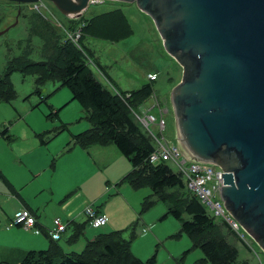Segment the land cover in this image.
Listing matches in <instances>:
<instances>
[{
	"label": "rangeland",
	"instance_id": "rangeland-1",
	"mask_svg": "<svg viewBox=\"0 0 264 264\" xmlns=\"http://www.w3.org/2000/svg\"><path fill=\"white\" fill-rule=\"evenodd\" d=\"M117 8L123 9L124 14L132 25L133 34L117 43H112L111 40L104 41L87 38L84 41L87 51L94 61L99 62L106 70L114 81L116 88L123 92H131L140 89L144 84L150 83L151 81L148 79V74L150 73L158 75V79L152 83L153 89L160 103L169 109V113L165 117L167 129L163 131V136L169 142L176 144L178 143L177 127L171 103V93L182 79V68L166 51L155 21L149 14L141 11L136 4L93 1L84 15L86 18H91ZM19 10H21L20 15H18ZM34 11H39L48 22L62 31H68L79 21V18L62 15L48 1H43L37 5H18L13 2L0 0V74L4 70L8 58L26 54L30 60L38 62L44 60L47 56L48 52L43 46V36L37 34V26L39 29V25L37 21L33 20ZM17 17L18 22L16 23ZM6 29L8 30L6 31ZM77 32L68 33L75 34ZM103 34L107 37H116L114 33L106 32ZM48 40H51L49 36ZM93 70L96 76L105 83L106 80L103 74L95 67H93ZM10 80L16 91V97L12 102L0 103V127H7L8 134L12 135L14 140L6 145V151L11 162L0 163V171L8 180L11 181L6 174L10 175L11 178H16L17 181L23 184L24 194L34 197L38 205H40L39 215L52 217V220H54V216L60 214L71 203L69 209L76 207L77 192L70 193L63 201H61L60 195L64 191V187L70 185L71 181L78 177L80 169L70 165L69 162L64 160L65 155H61L57 164L56 174L49 167H46L42 173L36 176L31 172L28 158L31 156L45 157L59 150L64 151L65 147L68 151V143L71 140V136L86 131L90 128V124L85 119V113L80 104L72 101L70 90L67 87H63L61 83L57 81L47 82L41 87V95H38L36 93L35 75L14 72ZM151 104L152 100L150 98L144 104V107H150ZM138 113L143 116V108ZM152 114L159 117V113L156 110ZM152 129L156 135L162 136L160 130L155 129V127H152ZM41 139L43 141L46 140V142L49 141V143L43 145L41 144ZM0 141L6 143L1 138ZM97 147L110 151L109 154H104L105 158L113 159L112 152H115V156L118 159H114V161L117 162L119 160L118 163L114 164L117 169H120L122 164H125L131 170L132 166L128 159L114 145L106 146V148ZM58 156L56 157L57 159ZM92 156L95 159V156ZM97 162L100 166L99 170L103 174L109 172L104 163L98 160ZM170 166L174 171H177L173 164H170ZM94 171L96 169L90 170L89 173ZM98 177L100 178V176ZM183 181L187 189L185 178H183ZM117 183L112 181L109 183L108 193L106 192L105 195L106 199L101 202V206H106L112 214L119 215L122 218H118L119 221L127 220L131 207L135 208L134 219L119 225L120 227L116 231H124L123 236L126 240L133 239L131 242L132 252L137 258L146 261L157 251V264H196L195 261L201 258L197 256H204L202 250L193 248L192 244L187 248L184 247L185 244L192 243L187 235L181 234L178 237H174V235L179 233L181 223L173 216H168L169 218L162 220L166 213V207H168L167 204L156 203L149 210L142 212L144 199L152 194L150 188L133 190L127 184L117 188L115 187ZM43 187L46 188L45 191H42ZM49 189H54V198L47 193V191H50ZM122 191H124L122 194H125L124 200L128 208L121 206L119 197H121ZM0 194L10 195L1 181ZM109 199L112 200L107 202ZM2 205L6 209L4 208L3 211L0 207V218L6 219V216L11 214V217L14 218L16 212H11V209L4 204V201H2ZM86 208L83 210L84 217H86ZM208 214L214 217L210 211H208ZM42 217L41 219H44ZM189 218V216H185V219ZM215 221L222 223L218 218H215ZM134 224H136V227H132ZM21 229L15 227L14 230H6L5 227H1L0 219V261H3L5 256L3 254L5 250L1 246L19 245L24 238H29L31 241L33 238L42 241L45 243L42 249L48 248L49 241L44 235L34 237L33 232L37 229L29 230L32 232L30 234L26 233L27 230ZM87 229H93V227L88 223L85 234L81 236L77 244L72 246L67 243L68 235H64L65 237L61 241L65 248L64 250L66 252L83 250L87 242ZM103 229H105L104 226L93 231L98 232V234L107 233ZM225 230L227 240L239 250L240 261L249 262L250 264H261L260 262L264 264L263 250L249 235H247L246 245L234 232H230L229 228L226 227ZM33 249H36L35 244L29 250ZM187 250H189V253L181 260L182 255L180 254L185 253ZM167 251L178 255L172 261H169L166 258ZM24 257L25 255H23L21 261ZM8 259L13 260L12 258Z\"/></svg>",
	"mask_w": 264,
	"mask_h": 264
},
{
	"label": "water",
	"instance_id": "water-1",
	"mask_svg": "<svg viewBox=\"0 0 264 264\" xmlns=\"http://www.w3.org/2000/svg\"><path fill=\"white\" fill-rule=\"evenodd\" d=\"M5 1H48L75 18L93 1L149 14L183 71L171 93L178 141L222 169L226 209L264 252V0Z\"/></svg>",
	"mask_w": 264,
	"mask_h": 264
},
{
	"label": "trees",
	"instance_id": "trees-1",
	"mask_svg": "<svg viewBox=\"0 0 264 264\" xmlns=\"http://www.w3.org/2000/svg\"><path fill=\"white\" fill-rule=\"evenodd\" d=\"M33 20L39 25L37 34L43 36V46L48 54L44 60L38 62L30 60L26 54L7 59L5 68L0 74V103L12 102L16 97V91L10 80L14 72L35 75L38 95H41V87L47 82L61 83L70 90L72 101L80 104L85 119L90 124L89 129L72 136L68 150L75 146L89 149L93 146L114 145L132 166L130 172L115 186L127 184L133 190L150 188L152 194L144 199L142 212L149 210L156 203L167 204V212L163 219L173 216L181 223L180 231L174 237L187 235L193 248L201 249L204 254V258L198 260L196 264H250L239 260V250L227 240L225 228H229L233 233L231 228L223 221L217 223L215 218L208 214L209 210L189 188L186 189L182 175L174 171L167 162L158 164L150 162L155 144L151 136L140 126L133 111L138 112L152 97L153 85L145 84L131 92L121 91L116 88L106 70L99 62L94 61L87 51L84 41L88 37L119 42L133 34L132 25L124 12L117 9L91 18L83 15L68 31L53 26L39 11H34ZM77 31L80 37L74 42L68 32ZM106 32L114 33L116 37H107L103 34ZM93 67L103 74L107 82H102L96 76ZM0 138L8 142L14 140L13 136L8 134L7 127H0ZM0 178L8 190L13 191L10 183H7L1 173ZM185 216L190 218L185 219ZM36 221L35 226L38 227V220ZM88 223V220L86 223L68 222L67 229L68 226L72 229L68 234L67 243L71 246L77 244L85 234ZM136 224L132 227H136ZM66 232L67 230L62 236L67 235ZM35 233L40 234L41 231L37 229ZM123 234L122 230L100 233L95 238L87 240L84 249L79 252L64 250L61 241L65 236L54 240L50 234H47L48 248L27 252L20 264L158 263L157 251L146 261L137 258L132 252L133 237L132 240H126ZM188 253L189 250L183 254L181 260ZM0 264L7 263L0 262Z\"/></svg>",
	"mask_w": 264,
	"mask_h": 264
},
{
	"label": "crops",
	"instance_id": "crops-1",
	"mask_svg": "<svg viewBox=\"0 0 264 264\" xmlns=\"http://www.w3.org/2000/svg\"><path fill=\"white\" fill-rule=\"evenodd\" d=\"M90 5H91V3H90ZM90 5L88 6V8L90 7ZM117 9H121V8H117ZM117 9H114V10H117ZM114 10H112V11H114ZM121 10L123 11V9H121ZM112 11H109V12H112ZM109 12H106V13H109ZM106 13H102V14H106ZM102 14H99V15H102ZM99 15H96V16H99ZM88 38H90V37H88ZM94 39H96V38H94ZM98 40H100V39H98ZM112 43H117V42H112ZM153 82H155V81H153ZM153 82H150L147 84H152ZM73 135H78V134H73ZM72 136H71V140H72ZM13 139H14V137H13ZM1 140H4V139L1 138ZM4 142H6V143H3L2 141H0V163H2V164L6 163V162H11V159H10V157H8V154L6 151V145H7V143H11L12 141L8 142V141L4 140ZM48 143H49V141L46 142V140L43 141L41 139V144L46 145ZM99 147L100 148H106V147H101V146H99ZM109 153H110V151H106V149H99L97 146L90 147L89 149H84L80 146H75L71 150H68V151L66 150V147H65L64 151L59 150L58 152L53 153V154L50 153V155H46L45 157H42V156L32 157L31 156L30 158H28V163L31 167V172L33 174H35L36 176H37V174L39 175V173H42L46 167H49L56 174L57 168H58L57 164L59 163V159H60L61 155H65L64 160L69 162L70 165H72L74 167H78L80 169V174L78 175V177L74 178L71 181L70 185H66L64 187V191L60 195V199H61V201H63V199H66V197L70 193L77 192L78 193V199H76V201H77L75 204L76 207L69 209V207L72 204L71 203L69 206H67L65 209H63V211H61L60 214H57L56 216H54L55 217L54 220L57 218H60L66 224L68 222H72V221L79 222V223H86L87 218L84 217L83 210L87 206L88 207L91 206V207L95 208L96 211H98L99 213L107 215L108 222L104 226L105 229H103V231H107V233H109V232L116 231L120 227L119 225H122L124 222L128 223V222L132 221V219H134L135 208L133 206L131 207L130 212H128V218L125 221H123V220L119 221L118 218L122 219L119 215L112 214L108 207L101 206V202L106 199L105 195H106V192L108 193L109 183L111 181L116 182V183L120 182V180L130 172V168H128L127 165H125V164H122L120 169H117L115 167L116 165H114V164L118 163L119 160H117V162H115L114 159H118V157L115 156V152H112V154L114 156L113 159L112 158H105L104 154H109ZM92 155L95 156V159L93 158ZM51 156H52V159H51ZM57 156H58V159L56 158ZM96 159L98 161H100L101 163H104V165H106V167L109 169L108 173L105 172V174H103V172H101L99 170L100 166L98 165V162ZM52 161L55 162L54 166H53ZM93 169H96V171H94L93 173H89V171L93 170ZM0 173L3 176V178L7 181V183H10V185L13 188V191L8 190V188L4 184L3 180L0 178V181L7 188L8 194H10V195L0 194V207H1V209L3 211H4V208L6 209V207H4V205H2V201H4V204L8 208L11 209V212L15 213L19 210L26 209L30 214H32L38 220L39 225H38V227H36V229H39L41 231V234H36L35 232H33L34 237H40L41 235H44V237L47 238L46 235L49 234L50 231L55 228L54 220H52V217H48V216L41 215V214L39 215V211L41 209L40 205H38V203L36 202L37 200L34 199V197L27 196L24 194L23 184L21 182L17 181L16 178H11L10 175L5 173L7 175V177L11 179V181L13 182L12 183L10 180H8L5 177V175L1 171H0ZM98 176H100V178ZM115 187L118 188V186H115ZM45 190H46V188L43 187L42 191H45ZM49 190L50 191H47V193L49 195H51V197L54 198V195H55L54 189H49ZM67 192H68V194H66ZM122 193H124V191L121 192V197H119L121 200V206H123L124 208H128L127 203L124 200L125 194H122ZM65 194H66V196H64ZM98 200H100V201L97 202ZM111 200L112 199H109V201H107V202H110ZM90 203H92V205H90ZM108 206H109V204H108ZM166 212H167V207H166ZM11 215L6 216V219H4L2 217L0 218L1 219V227H5L6 230H14L15 229V226L10 227V224H11L12 219H13L11 217ZM40 216L41 217L43 216L42 218H44V219H41ZM167 218H169V217H166L165 219H167ZM162 220H164L163 217H162ZM18 228H20V227H18ZM71 229H72L71 226L70 227L68 226L67 232L65 234H67V235L70 234ZM95 229L96 228L87 229L86 241L89 239L95 238V236L98 234V232L93 231ZM21 230H23V229H21ZM30 231H33V230H30ZM30 231H26V233H28V234L32 233ZM20 232H22V231H20ZM24 236H28V235H24ZM33 244L36 245V249L29 250V249H31ZM191 244L192 243H187L184 245V247L187 248ZM44 246H45L44 242L38 241L37 239L35 240L34 238L32 241L29 238L28 239L24 238L21 241V244L16 245V246H12V245L1 246L4 248L3 250H5L3 253L5 256H4V260L0 261V262L19 264L21 262V258L23 257V255H25L27 252L34 251L37 249L44 250V249H42ZM183 254H184V252H183ZM183 254H180V255L183 256ZM177 255L178 254H172L171 252H168V251L166 252V258L169 261H172L174 259V257H177ZM197 257H201L199 259L204 258V256L202 257L199 255ZM8 258H12L13 260H10ZM10 261H13V262H10ZM157 261H158V254H157ZM196 261H195V263H196Z\"/></svg>",
	"mask_w": 264,
	"mask_h": 264
},
{
	"label": "built area",
	"instance_id": "built-area-1",
	"mask_svg": "<svg viewBox=\"0 0 264 264\" xmlns=\"http://www.w3.org/2000/svg\"><path fill=\"white\" fill-rule=\"evenodd\" d=\"M69 34V37L77 42L80 33ZM149 80L155 81L158 76L149 74ZM152 104L150 107H143V116L133 111L136 120L143 126L144 130L151 136L154 141L155 150L150 156V162L158 164L167 162L173 164L177 171L185 178L189 190L201 201L215 218L225 222L231 230L247 244V232L235 220L231 213L226 209L225 203L221 196V189L224 186V179L221 168L203 163L193 159L178 143L169 142L163 136V131L167 129L166 114L169 113L167 106H163L155 94L151 97ZM142 109V108H141ZM159 113V117L153 115V111ZM152 127L160 130L162 136L155 134ZM178 140V136H177ZM85 215L93 228H100L106 225L108 218L105 214L99 213L93 207H87ZM36 218L26 209L19 210L10 224L11 226L21 227L25 230H34ZM55 228L50 231V236L54 240H59L62 234L67 230V224L60 218L54 220ZM251 248V247H250ZM252 249V248H251ZM263 264L262 262H260Z\"/></svg>",
	"mask_w": 264,
	"mask_h": 264
}]
</instances>
